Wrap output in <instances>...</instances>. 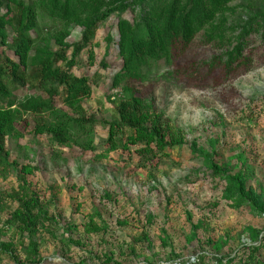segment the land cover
I'll return each instance as SVG.
<instances>
[{"label": "rangeland", "instance_id": "374dc122", "mask_svg": "<svg viewBox=\"0 0 264 264\" xmlns=\"http://www.w3.org/2000/svg\"><path fill=\"white\" fill-rule=\"evenodd\" d=\"M100 1L68 0L57 21L49 0H16L34 18L27 62L37 48L70 60L94 27L70 70L87 94H61L42 114L24 110L26 99H46L38 87L10 88L0 103V264H264V0H229L173 65L150 62L144 81L129 84L117 80L118 22L150 24L153 3L96 10ZM162 2L180 19L193 0ZM5 3L2 66L20 60L10 48L17 4ZM232 50L246 65L221 77ZM133 100L140 120L128 126L119 110ZM62 114L86 122L69 127L65 144L51 136ZM24 190L39 202L35 236L13 219Z\"/></svg>", "mask_w": 264, "mask_h": 264}, {"label": "trees", "instance_id": "16d2710c", "mask_svg": "<svg viewBox=\"0 0 264 264\" xmlns=\"http://www.w3.org/2000/svg\"><path fill=\"white\" fill-rule=\"evenodd\" d=\"M1 1L0 7L2 6ZM104 1L98 2V5L95 7L96 10L103 3L116 4L124 0ZM228 1L193 0L187 12L180 19H176L175 3H172L166 8L167 4L163 3L162 0H138L135 4L137 7L147 5L149 2L153 3L149 8V11H152L150 13L151 23L145 25L140 22L136 25H131L124 20L118 22L117 29L120 39L119 47L122 56V67L117 75V80L128 84L141 83L144 81L142 68L146 64L164 61L166 64L173 65V62L177 61L176 58L180 56V53L178 54L177 51L186 47L193 40L195 34L209 22L212 15L219 12L221 7ZM11 2L16 3V0H6L5 4L7 5ZM16 4L18 10L11 18L15 39L12 40L10 48L14 50V53L19 56L20 60L18 64L5 60V65H0V103L8 98L10 88L15 90L19 86H28L30 88L38 87L47 95L46 99L41 97L28 98L25 101L27 107L24 110L34 114H42L52 111L54 101L61 94L67 101L72 99V102L75 98L87 94L88 85L85 84V80L74 77L70 70L74 66L75 56L83 49L92 36V28L94 25H89L85 29L80 43L73 49L70 60H67L66 53L64 52L51 53L46 49L37 48L29 62H27L28 57L26 54L34 45V41L29 35V32L35 28L34 18L32 15H29L31 14L30 7L23 9L21 4ZM45 6L48 18L57 21L67 20L65 15L69 11L68 0H49L47 4L45 3ZM162 7L165 8L163 9L164 11H162ZM6 8L9 9L8 6ZM121 10H124V7H121ZM80 12L83 11L80 10ZM4 26L5 23L0 19V31L3 34L1 39L2 45H5ZM214 61L210 63L212 66H216L213 64ZM60 63L66 64V71H63L57 66ZM244 65H246L245 59L239 53H235L233 50L228 52L226 60L222 68H220V72L222 73L221 77L225 78L232 72H235L239 66ZM176 73L178 74V72ZM12 105L13 102L8 103V107ZM119 113L124 123L132 126L135 123L133 119L136 118L135 101L133 100L129 104L123 105ZM139 120L136 118L137 122ZM78 122L86 123L82 119L73 120L67 115L62 114L59 123L56 125V130L51 133L53 140L60 144H65L66 139L64 135L66 131ZM3 126L4 124L0 122V130ZM36 130L42 132L45 129L41 125H36ZM162 131L163 127L160 119H157L153 126L152 134L156 139H160L161 141ZM2 144L3 140L0 137V145ZM212 174L219 181H223L226 178L223 172L214 168H212ZM24 191V200L21 201L22 204L14 212L13 219L20 223L29 235L35 236L37 229L34 223V215L39 211V202H37L38 199L33 193L28 190Z\"/></svg>", "mask_w": 264, "mask_h": 264}]
</instances>
